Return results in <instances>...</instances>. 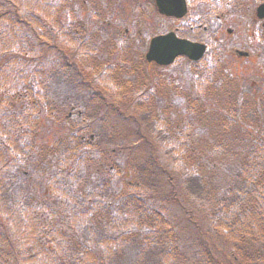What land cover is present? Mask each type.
Wrapping results in <instances>:
<instances>
[{
    "label": "trees",
    "instance_id": "trees-1",
    "mask_svg": "<svg viewBox=\"0 0 264 264\" xmlns=\"http://www.w3.org/2000/svg\"><path fill=\"white\" fill-rule=\"evenodd\" d=\"M67 1L0 3V264H264V91L250 93L252 102L240 91L233 92L237 118L229 119L226 126L245 128L250 146L237 153L234 166L218 172L219 166L211 165L206 177L199 174L198 162L193 169L182 168L183 154L194 156L178 143H165L171 136L141 114L140 121L156 132L166 165L151 145L146 160L131 164L129 180L125 177L122 184L126 193L118 196L120 171L117 166L106 169L97 164V153L91 150L104 144L111 148L114 142L120 146L125 139L112 133L115 126L107 125L100 111L105 104L107 111L129 120L128 109L148 102L157 88L142 86L136 93L125 89L121 97L127 103L122 105L117 93L115 99L110 89L101 86L102 93L114 100L111 106L102 94L79 88L82 70L75 59L98 52L70 8L75 19L69 13L65 16V9L63 19L60 5ZM45 44L67 52H62V60L60 52L45 59L41 52ZM228 59L216 55L214 63ZM195 73L198 80L189 93L193 105L205 84L214 82L211 71ZM221 73L227 75L225 70ZM41 99L49 107L74 106L79 111L75 128L43 160L56 168L54 179L47 182L54 196L50 202L36 199L31 185L37 149L30 133L37 124ZM54 111L59 113L57 108ZM170 166L177 170L180 185ZM179 188L203 211L206 207L207 225L200 226L180 204L175 192ZM171 206L185 216L192 238L184 237L175 225L178 213ZM217 237L223 239L218 248Z\"/></svg>",
    "mask_w": 264,
    "mask_h": 264
},
{
    "label": "rangeland",
    "instance_id": "rangeland-1",
    "mask_svg": "<svg viewBox=\"0 0 264 264\" xmlns=\"http://www.w3.org/2000/svg\"><path fill=\"white\" fill-rule=\"evenodd\" d=\"M95 4L107 8L105 14L101 13V17L94 14ZM151 7L150 2L141 5L137 0H68L64 7L65 16L68 15L69 8H72V14L77 13V18L82 20L81 23L86 30V34L89 35L91 41L98 48V52H100L99 58L97 57L98 64L95 67L92 66L91 69H87L93 59L81 60L79 63L81 69H85L88 73L87 76L83 75V81L90 91L99 90L97 86L94 87L96 83L93 80L94 76L97 77L98 74H101L100 81L108 85L109 88L111 87L114 92H116L114 86L118 84L120 91L124 87L133 90L135 93L140 91L142 85L143 89L154 85L157 88L154 96H151L148 102L143 103L142 106H134L128 109L127 113L130 115L128 117L131 118L129 120L107 111L105 104L100 111V115L107 122V125L115 126V132L112 131V133L125 139L120 146L115 145L117 143L114 142L115 144L113 143L111 148L104 144L105 147L103 146L101 149L91 150L97 153L95 154L98 158L97 164H104L106 169L117 166V171H120L122 179L120 177L116 183L118 196L126 193V189L122 184L125 177L127 178L126 181L129 180L130 169L134 166L131 164L146 160L149 157L147 150L148 148L152 149L151 145L154 147V155L166 165L167 159L154 137L156 132L140 121L141 114H147L150 123L154 122L157 129L162 127L165 134L171 136L170 140L165 143H178L181 148L187 149L194 156L189 158L183 154V160L180 164L182 168L193 169L196 162H198L199 174L206 177L207 175L210 176L209 167L211 165L219 166L216 169L218 172L225 171L226 168H222L224 166L228 168L234 166L237 153L247 151L246 148L250 146L247 145L250 138L245 137V135H249L244 133L245 128L240 130L235 129L236 127L228 128L226 126L229 119L237 118L233 108L238 103L234 102L233 92L240 91L241 96L252 102V96H249L250 93H255V90L260 93L264 91V54L255 57L256 61L252 54L246 60L229 58L225 64L220 63L216 67L212 64L208 65L209 68L212 67L211 72H213V75L211 79L214 82L205 84L202 93L198 95L199 102L196 105L192 104L194 97L189 93L192 92L195 82L198 80V74L195 71L202 69L201 65L199 68H194L186 60L179 59L172 66L158 69L157 67L147 68L145 64L141 66L140 62H130L131 60L134 61V58L141 53L144 54L148 39L163 29L160 28L155 8L152 11ZM157 22L159 23L158 26ZM140 26H142L141 30L145 35L138 38ZM126 30L129 32L128 40H125ZM240 30L243 32L242 26L239 27V32ZM237 38L235 39L237 40ZM49 49L50 47L47 44L42 48L41 52H48L44 56L45 59L57 56L53 53L55 51ZM230 49L229 53H234V49L244 51L239 47ZM63 51L67 52L66 49ZM109 52H112V55H114L112 60L115 61L111 63L114 66L111 74L106 70L104 63L106 57H110ZM55 59H58V57H55ZM75 62H78V59H75ZM260 65L262 68L258 72L257 68ZM223 70L228 71L227 75L221 73ZM203 71L208 70L206 68ZM91 80L94 85L90 87ZM132 85L138 88H131ZM104 96V103L111 106L113 104L111 103L112 98L106 93ZM114 97L116 99V94H114ZM126 103L127 101L124 100L121 102L122 105H126ZM191 104L193 107H191ZM14 107L17 110L18 105L15 103ZM71 108L70 106L60 107V112L57 114L53 112L54 107H50L48 115H46V111L42 107L37 118V126L32 131V139L34 145L40 150L35 153V165L31 169L33 171L31 176L32 192L36 199L45 197V200L50 202L54 198L51 193L53 190L51 187L48 188L47 182L49 183L54 179L55 175H51L56 172V168L43 160L45 155L52 156L53 146L62 136L64 139L68 137L66 136L67 131L61 128L70 125L72 120H75L74 114L78 108L74 107V110ZM69 113H72L70 117H73L67 120L66 117L69 116ZM56 117H61L60 121L56 120ZM246 124L251 123L247 122ZM86 135H89V133ZM127 135L133 137L127 138ZM139 135H142L143 138L140 139ZM114 146L117 148L113 150ZM168 170L174 177L175 183L180 185L181 178L177 170L172 166L168 167ZM120 179L121 181H119ZM216 180L219 182V177H216ZM175 192L176 196L178 194L180 197V204L183 203L185 210L190 211L192 219L198 222L200 226L207 225L206 207L204 206L203 211L198 203L191 200L188 195L181 193L180 188ZM58 200L59 198L56 199V201ZM198 206L199 208H197ZM171 210L173 213H178L175 225L184 232V237L192 238L194 233L189 230L185 216H181L176 206H171ZM216 242L218 248L222 246L223 239L217 237Z\"/></svg>",
    "mask_w": 264,
    "mask_h": 264
},
{
    "label": "flooded vegetation",
    "instance_id": "flooded-vegetation-1",
    "mask_svg": "<svg viewBox=\"0 0 264 264\" xmlns=\"http://www.w3.org/2000/svg\"><path fill=\"white\" fill-rule=\"evenodd\" d=\"M180 1L185 9L183 17L159 15L160 28L163 29L153 36L172 32L180 38L203 44L205 52H230V48L239 47L244 51L234 49L233 52L246 53L242 57L237 55L240 58H248L250 52L264 53V11L258 12L264 0ZM151 2L152 11L154 7L157 10L155 0ZM240 26L243 32H239ZM141 29L138 34L144 36Z\"/></svg>",
    "mask_w": 264,
    "mask_h": 264
},
{
    "label": "water",
    "instance_id": "water-1",
    "mask_svg": "<svg viewBox=\"0 0 264 264\" xmlns=\"http://www.w3.org/2000/svg\"><path fill=\"white\" fill-rule=\"evenodd\" d=\"M159 12L166 15L180 17L184 13L180 0H157ZM203 47L188 41L178 40L173 34L155 37L151 40L146 54L148 62L158 65H169L178 56H186L191 60H198L203 55Z\"/></svg>",
    "mask_w": 264,
    "mask_h": 264
}]
</instances>
